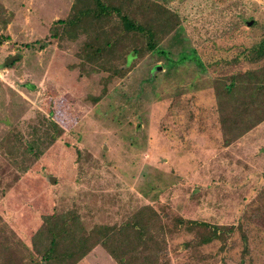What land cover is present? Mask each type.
Returning a JSON list of instances; mask_svg holds the SVG:
<instances>
[{
    "label": "rangeland",
    "instance_id": "1",
    "mask_svg": "<svg viewBox=\"0 0 264 264\" xmlns=\"http://www.w3.org/2000/svg\"><path fill=\"white\" fill-rule=\"evenodd\" d=\"M74 3L0 0V264H40L46 217L73 213L85 232L137 211L159 262L264 264V120L225 145L213 89L255 67L243 50L264 30V0L168 2L181 40L105 85L125 51L100 68L79 53L84 34L48 32ZM201 223L240 225L246 252L236 230L201 243ZM77 264L115 262L97 245Z\"/></svg>",
    "mask_w": 264,
    "mask_h": 264
},
{
    "label": "trees",
    "instance_id": "2",
    "mask_svg": "<svg viewBox=\"0 0 264 264\" xmlns=\"http://www.w3.org/2000/svg\"><path fill=\"white\" fill-rule=\"evenodd\" d=\"M170 1L75 0L70 15L63 21L52 22L48 32L53 38L75 31L84 34L85 40L79 47V53L84 61L100 68L106 64L111 65L112 60L125 51L121 57L122 70L106 75L101 80L105 85L113 76L122 75L131 59L156 49V44L162 38L170 35L172 43L181 40L178 36V17L166 8ZM112 18H115V24L103 30ZM243 60L255 67L219 79L213 85L217 123L225 145L264 120V30L256 43L243 50ZM93 101H97V98ZM25 151L34 154L30 148H25ZM138 212L131 218L132 222L94 227L85 232L76 231L73 213L46 217L39 231L44 237L41 235V249L36 251L38 262L77 264L98 245L115 264H164L158 258L162 250L152 241L146 227L150 219H141ZM182 221L178 220V224ZM187 223H191L187 224L188 227L196 225L191 221ZM200 226L209 227L210 231L209 235L200 240L203 244L221 240L234 230L238 231L243 245L242 252H246V240L240 225L223 227L201 223Z\"/></svg>",
    "mask_w": 264,
    "mask_h": 264
},
{
    "label": "water",
    "instance_id": "3",
    "mask_svg": "<svg viewBox=\"0 0 264 264\" xmlns=\"http://www.w3.org/2000/svg\"><path fill=\"white\" fill-rule=\"evenodd\" d=\"M18 58H20V55L11 56L3 63V65H10L13 61H16ZM156 69H158V67H156ZM49 182L50 184H52L54 182V178H50Z\"/></svg>",
    "mask_w": 264,
    "mask_h": 264
}]
</instances>
